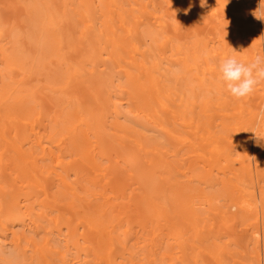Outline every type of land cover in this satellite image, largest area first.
I'll use <instances>...</instances> for the list:
<instances>
[{
  "label": "bare ground",
  "instance_id": "1",
  "mask_svg": "<svg viewBox=\"0 0 264 264\" xmlns=\"http://www.w3.org/2000/svg\"><path fill=\"white\" fill-rule=\"evenodd\" d=\"M255 12L0 0V264H264V81L219 72Z\"/></svg>",
  "mask_w": 264,
  "mask_h": 264
},
{
  "label": "clouds",
  "instance_id": "2",
  "mask_svg": "<svg viewBox=\"0 0 264 264\" xmlns=\"http://www.w3.org/2000/svg\"><path fill=\"white\" fill-rule=\"evenodd\" d=\"M205 3L206 0H200L201 6ZM192 6L190 4L185 12L190 11ZM253 15L264 20V16L257 15V12ZM219 72L227 92L237 100L243 99L251 95L256 86L264 81V59L257 56L253 62L245 64L234 57H228L220 61Z\"/></svg>",
  "mask_w": 264,
  "mask_h": 264
}]
</instances>
